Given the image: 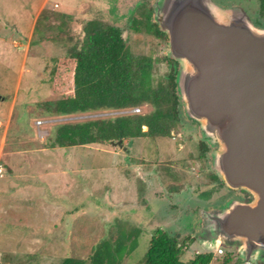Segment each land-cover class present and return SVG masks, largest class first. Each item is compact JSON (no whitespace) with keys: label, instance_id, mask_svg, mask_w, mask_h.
<instances>
[{"label":"rangeland","instance_id":"1","mask_svg":"<svg viewBox=\"0 0 264 264\" xmlns=\"http://www.w3.org/2000/svg\"><path fill=\"white\" fill-rule=\"evenodd\" d=\"M155 1L0 0V264H60L67 256H86L103 239L134 232L137 247L121 264H140L155 230L180 243L193 240L182 261L209 252V264H245L237 244H220L221 256L198 240L202 213L220 210L227 201L244 202L246 194L228 189L216 175L212 154L218 148L201 137L197 124L181 120L170 137L126 139L122 147L47 145L60 123L113 116L45 112V103L57 98L49 83L51 59L80 45L85 22L118 27L133 54L154 59L153 83L165 79L169 66L161 58H170L167 40L129 29L131 18L153 10ZM210 1L222 8L246 4ZM138 108L137 115L151 110ZM201 142L207 146L203 158ZM249 264L264 259L254 257Z\"/></svg>","mask_w":264,"mask_h":264},{"label":"water","instance_id":"2","mask_svg":"<svg viewBox=\"0 0 264 264\" xmlns=\"http://www.w3.org/2000/svg\"><path fill=\"white\" fill-rule=\"evenodd\" d=\"M152 11L179 64L185 117L217 146L213 168L223 184L249 196L202 213L198 240L205 249L237 244L245 264L264 259V29L210 0H156Z\"/></svg>","mask_w":264,"mask_h":264},{"label":"trees","instance_id":"3","mask_svg":"<svg viewBox=\"0 0 264 264\" xmlns=\"http://www.w3.org/2000/svg\"><path fill=\"white\" fill-rule=\"evenodd\" d=\"M264 13V0H259ZM129 29L163 41L166 35L153 21L151 9L135 14ZM83 38L78 47L64 56L51 59L50 87L57 95L45 103L50 116L69 117L89 112H114L147 105L149 113L124 114L78 123H60L47 140L49 148L84 147L119 140L170 137L184 115L178 96L177 62L164 56L161 62L169 66L165 79L155 84L152 79L154 59L133 54L125 43L122 31L98 20H89L82 27ZM145 127V131L143 128ZM199 157L206 154L207 146L199 144ZM212 180H219L215 175ZM137 233L116 239H103L86 256H67L60 264H121L123 258L137 247ZM193 242H178L174 235L155 230L140 264H209L212 253H196L182 261L183 251Z\"/></svg>","mask_w":264,"mask_h":264},{"label":"flooded vegetation","instance_id":"4","mask_svg":"<svg viewBox=\"0 0 264 264\" xmlns=\"http://www.w3.org/2000/svg\"><path fill=\"white\" fill-rule=\"evenodd\" d=\"M255 1L257 2V7L255 6V4H253L252 0H246L245 5H241V4L237 3V5H235V7L240 8L247 15V17L251 21V24L254 27L264 29V13L260 11L259 0H255ZM239 196L243 197L240 194H239ZM243 199H244V201H248L249 197L246 195L245 197H243ZM227 202L224 205H226ZM196 224L199 225V218H197V222H195V226H196Z\"/></svg>","mask_w":264,"mask_h":264},{"label":"built area","instance_id":"5","mask_svg":"<svg viewBox=\"0 0 264 264\" xmlns=\"http://www.w3.org/2000/svg\"><path fill=\"white\" fill-rule=\"evenodd\" d=\"M139 112H140V109L138 107H134V108H131V109H125V110H120V111L109 112V113H106V115L138 114ZM42 123H43L42 121H39V122H37V125H41ZM214 248H215V251H216V253L218 255H223L222 247L216 246Z\"/></svg>","mask_w":264,"mask_h":264},{"label":"crops","instance_id":"6","mask_svg":"<svg viewBox=\"0 0 264 264\" xmlns=\"http://www.w3.org/2000/svg\"><path fill=\"white\" fill-rule=\"evenodd\" d=\"M188 249V248H187ZM225 252V251H224ZM224 255V254H223ZM223 255H221V256H223ZM190 259H192V257L190 258ZM189 260V259H188ZM187 261V260H186Z\"/></svg>","mask_w":264,"mask_h":264}]
</instances>
